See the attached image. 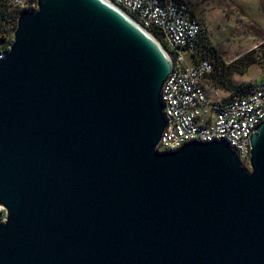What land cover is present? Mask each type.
<instances>
[{
	"label": "water",
	"instance_id": "1",
	"mask_svg": "<svg viewBox=\"0 0 264 264\" xmlns=\"http://www.w3.org/2000/svg\"><path fill=\"white\" fill-rule=\"evenodd\" d=\"M165 47L111 0H36L0 50V264H264V118L158 150Z\"/></svg>",
	"mask_w": 264,
	"mask_h": 264
},
{
	"label": "built area",
	"instance_id": "2",
	"mask_svg": "<svg viewBox=\"0 0 264 264\" xmlns=\"http://www.w3.org/2000/svg\"><path fill=\"white\" fill-rule=\"evenodd\" d=\"M7 1L11 10L36 7V0ZM111 1L142 28L158 29L167 43L163 46L171 71L161 89L166 126L157 149L174 150L190 140L223 139L248 166V136L264 118V82L237 95L224 90L228 94L224 96L206 80L212 65L207 59H193L200 22L188 0ZM258 44L261 55L264 38Z\"/></svg>",
	"mask_w": 264,
	"mask_h": 264
},
{
	"label": "rangeland",
	"instance_id": "3",
	"mask_svg": "<svg viewBox=\"0 0 264 264\" xmlns=\"http://www.w3.org/2000/svg\"><path fill=\"white\" fill-rule=\"evenodd\" d=\"M189 3L200 26H205L212 43L226 61L248 52L264 38V0H190ZM3 43L0 41V50L7 48ZM260 74L261 67L254 62L243 74L236 73L232 78L235 82H256ZM218 91L220 94L226 92ZM241 163L248 167L246 162ZM0 210L3 211L1 207Z\"/></svg>",
	"mask_w": 264,
	"mask_h": 264
},
{
	"label": "trees",
	"instance_id": "4",
	"mask_svg": "<svg viewBox=\"0 0 264 264\" xmlns=\"http://www.w3.org/2000/svg\"><path fill=\"white\" fill-rule=\"evenodd\" d=\"M7 2V0H0V41L8 45L11 40V32L15 26L18 11L11 10ZM192 11L195 15L193 7ZM150 32L164 46L167 45L158 29L151 28ZM261 47L262 46L258 44L248 52L230 61H226L212 43L205 26L201 25L197 39L194 41L192 56L194 61L200 59L209 60L212 65V71L207 75L206 80L215 87L222 90H229V95L232 96L264 82V49L261 55L258 54V50H260ZM254 62L258 63L261 67L259 80L256 82H235L233 80L232 76L234 74H243Z\"/></svg>",
	"mask_w": 264,
	"mask_h": 264
},
{
	"label": "crops",
	"instance_id": "5",
	"mask_svg": "<svg viewBox=\"0 0 264 264\" xmlns=\"http://www.w3.org/2000/svg\"><path fill=\"white\" fill-rule=\"evenodd\" d=\"M190 2V0H188Z\"/></svg>",
	"mask_w": 264,
	"mask_h": 264
}]
</instances>
